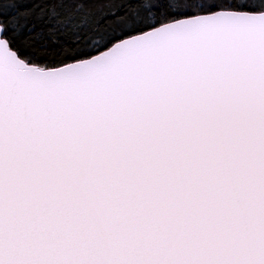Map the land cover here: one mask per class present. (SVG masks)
Returning <instances> with one entry per match:
<instances>
[{
    "label": "snow or ice",
    "instance_id": "obj_1",
    "mask_svg": "<svg viewBox=\"0 0 264 264\" xmlns=\"http://www.w3.org/2000/svg\"><path fill=\"white\" fill-rule=\"evenodd\" d=\"M0 264H264V0H0Z\"/></svg>",
    "mask_w": 264,
    "mask_h": 264
}]
</instances>
